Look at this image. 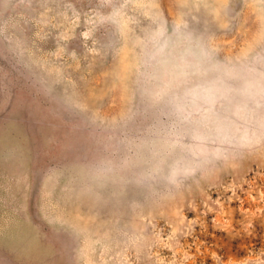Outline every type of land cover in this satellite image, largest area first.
<instances>
[{
	"label": "rangeland",
	"instance_id": "1",
	"mask_svg": "<svg viewBox=\"0 0 264 264\" xmlns=\"http://www.w3.org/2000/svg\"><path fill=\"white\" fill-rule=\"evenodd\" d=\"M0 264H264V0H0Z\"/></svg>",
	"mask_w": 264,
	"mask_h": 264
}]
</instances>
